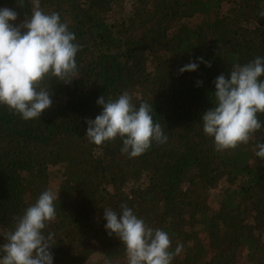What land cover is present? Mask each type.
<instances>
[{
    "label": "trees",
    "instance_id": "obj_1",
    "mask_svg": "<svg viewBox=\"0 0 264 264\" xmlns=\"http://www.w3.org/2000/svg\"><path fill=\"white\" fill-rule=\"evenodd\" d=\"M58 12L80 45L77 76L46 78L52 105L25 121L0 106V245L48 189L58 192L54 264H127L104 228V209L126 204L183 251L172 264H264V159L255 145L217 152L201 117L214 106V81L234 64L264 56V0H40ZM30 18L33 0H0ZM202 58L195 72L179 69ZM264 78V77H262ZM199 83V86H198ZM127 91L148 103L167 142L129 158L119 138L96 146L86 121L99 97ZM264 122V114L259 116ZM264 142V141H262ZM55 186V187H54Z\"/></svg>",
    "mask_w": 264,
    "mask_h": 264
},
{
    "label": "clouds",
    "instance_id": "obj_2",
    "mask_svg": "<svg viewBox=\"0 0 264 264\" xmlns=\"http://www.w3.org/2000/svg\"><path fill=\"white\" fill-rule=\"evenodd\" d=\"M18 13L0 8V106L20 115L25 121L39 120L52 105L51 93L40 87L46 78L69 83L77 76L76 57L80 45L76 35L61 21L58 12L46 13L40 0H33L30 18L15 24ZM203 62H189L179 69L181 74L195 72ZM264 56L246 64H234L228 75L214 81V106L201 117L203 133L213 139L217 152L247 144L264 128L259 116L264 114ZM199 86V83H198ZM102 111L87 120L85 137L96 146L119 138L121 152L129 158L145 153L168 137L160 123L153 120L148 103L133 104L127 91L117 98L96 101ZM264 139L258 140L256 157L264 159ZM58 192L43 191L16 220L0 245V264H54V233L46 228L57 216ZM104 228L124 246L127 264H172L174 255L183 251L178 244L170 251L171 239L162 229H153L126 204L119 212L105 208Z\"/></svg>",
    "mask_w": 264,
    "mask_h": 264
},
{
    "label": "rangeland",
    "instance_id": "obj_3",
    "mask_svg": "<svg viewBox=\"0 0 264 264\" xmlns=\"http://www.w3.org/2000/svg\"><path fill=\"white\" fill-rule=\"evenodd\" d=\"M238 264H250V263L246 260V257L243 255V256L240 257V260H239Z\"/></svg>",
    "mask_w": 264,
    "mask_h": 264
}]
</instances>
